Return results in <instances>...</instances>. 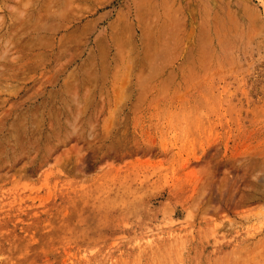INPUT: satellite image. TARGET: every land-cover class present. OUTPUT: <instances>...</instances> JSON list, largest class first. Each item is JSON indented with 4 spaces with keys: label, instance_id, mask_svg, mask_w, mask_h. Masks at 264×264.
<instances>
[{
    "label": "rangeland",
    "instance_id": "obj_1",
    "mask_svg": "<svg viewBox=\"0 0 264 264\" xmlns=\"http://www.w3.org/2000/svg\"><path fill=\"white\" fill-rule=\"evenodd\" d=\"M0 264H264V0H0Z\"/></svg>",
    "mask_w": 264,
    "mask_h": 264
}]
</instances>
